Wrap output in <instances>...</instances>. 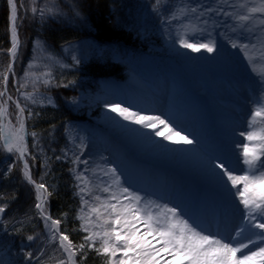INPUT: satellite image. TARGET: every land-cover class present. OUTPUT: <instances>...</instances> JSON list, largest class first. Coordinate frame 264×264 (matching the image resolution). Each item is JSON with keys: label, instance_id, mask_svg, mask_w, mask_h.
<instances>
[{"label": "rangeland", "instance_id": "1", "mask_svg": "<svg viewBox=\"0 0 264 264\" xmlns=\"http://www.w3.org/2000/svg\"><path fill=\"white\" fill-rule=\"evenodd\" d=\"M114 2L116 3L110 8L113 11L112 21L117 28L128 34L130 41L141 44L137 48L116 41L98 42L89 35L90 33H84L79 39L54 47L39 34L33 38L30 54L17 77L11 59H15L21 41L18 35L19 44L13 57L9 51L12 39L8 30V50L4 51V43L0 44V92L4 93L0 96V106L6 110L0 115V144L3 146L0 156L5 153L0 160V179L6 178L10 172L9 168L20 162L18 152H7L5 138H11L18 132L22 121V135L26 146L24 159L30 169L32 162V167H37L40 171L36 170L37 175L45 178L55 171L58 163L66 164V171L74 183L73 194L78 204L75 210L69 209L61 213L62 225L59 224L58 227H63L68 232L77 230L83 235L82 241L87 248L96 251V248L101 246L99 237L92 247L89 246L91 242H85V237L92 232H100V225L103 224V219H98L92 209H99L103 217L107 218L103 205L116 204L118 201L119 204L130 202L128 194L122 191L124 186L119 181L117 169L109 163L104 153H110L111 159L118 163L119 171L129 172L128 174L142 171L143 168L156 172L159 169L156 167H160L153 161H149L148 165L144 164L145 159L137 156L131 147L124 144V141H128L140 146L151 139H159L160 137H156L150 129H143L141 132L140 127H137L136 131H131L128 127L126 131L121 132L124 136V139H121L101 123L107 118L117 130L128 126V121L106 114V105L114 103L117 98L127 102L131 96L134 98L137 88L128 86L125 80H118V76L113 78L95 75L94 72L91 73V69H122L125 79L142 80L145 83L144 90L153 94L161 111L160 114L152 115L159 114L173 126L176 119L180 120L188 112V120L181 125L179 132L194 141L191 145L185 144L181 164L177 167L173 165V168L166 166L164 170H160L165 183L160 195L146 193L136 184L135 189L141 200L139 206L135 205L143 211H140L141 216L149 211L155 216L167 205L169 208H177L182 218L187 219L185 212L195 200V204L199 206L196 219L200 220L201 224L203 213L212 217L216 213L214 211H218L225 223L236 228L244 207L227 177L223 176L215 165L228 161L227 167L233 170V174L244 175L247 166L243 163V146L239 140L245 139L248 142L249 132L264 129V117H253L250 121L253 126L246 125L249 112L241 113L240 119H246L240 123L233 120L236 114L235 104L239 100H243L245 106L247 101L258 108L264 105V77L261 76L264 71V56L260 55L264 45V24L261 23L264 21V14L248 11L252 7H258L261 0H159L158 4L157 0ZM72 5L71 0H26L21 13L26 14L28 9L33 12L32 8H36L37 11L33 14L41 28L49 24H63L85 32L89 25L82 12ZM43 8H53L55 12L46 11L41 17L39 10ZM192 8L197 11L192 12ZM208 8L212 11H206ZM201 12H204L203 16L200 15ZM241 15H250L252 19L241 21ZM16 23L18 31V21ZM182 39L189 43H207L211 40L215 43L216 50L213 53L204 50L193 52L181 45ZM233 44L236 47H233ZM244 45H248L247 51ZM5 55L8 57L6 65ZM249 55L253 57L254 63L250 62ZM3 74L8 77L6 82ZM10 85L14 94L11 93ZM21 108L24 109L22 113ZM45 108L56 110L67 117L58 125L36 128V131L29 135L27 121L32 123L34 128V123L41 116V109ZM142 134L145 135L140 137ZM89 142H99L103 146L97 150L96 156L101 157L104 162L97 161L90 165L95 170L101 168L103 172L95 176V180L120 191L122 194L115 195L117 199H113V196L108 201L98 199L97 204L87 193L89 172L87 169L81 170L77 156L80 148ZM167 142H151L148 146L150 152L163 149ZM247 144H259V141H250ZM142 156L145 157L143 154ZM195 163L198 167L207 168V173L199 177L200 180L196 177L189 179V167H193ZM172 164H175V159H172ZM112 169L116 170L115 173ZM24 171H21L23 180L28 182ZM42 181L46 182L45 179ZM147 187L151 190L155 188L151 185ZM239 187L242 188V185ZM32 189L36 204L37 194L34 187ZM45 189L43 207L44 215H47L49 196L46 186ZM155 191L159 192V188H155ZM167 195L169 197L165 198ZM1 197L0 195V200ZM0 207H5V212L0 214V237L5 234L10 236L7 238L8 244H0V264H59L61 259L67 261V254L60 247L58 238L53 240L52 236L46 235L43 217L35 205L30 211L27 207L25 211L16 207L14 210L9 209L10 204H0ZM182 208L184 209L181 210ZM204 226L211 228L206 222ZM27 227H30L31 235L35 239L28 241L26 237L24 241L15 242L13 236L22 233ZM85 227L88 231L84 230ZM205 234L211 233L205 231ZM251 239L259 242L255 236H251ZM247 241L248 238L240 242ZM83 243L76 246L77 252H80L79 245ZM9 244L15 246L10 247ZM73 250L75 251V247ZM28 252L33 254L30 260L25 255ZM129 255L134 256L133 253ZM122 258V253L118 252L116 257L111 259ZM130 264H134V260L130 261Z\"/></svg>", "mask_w": 264, "mask_h": 264}, {"label": "snow or ice", "instance_id": "2", "mask_svg": "<svg viewBox=\"0 0 264 264\" xmlns=\"http://www.w3.org/2000/svg\"><path fill=\"white\" fill-rule=\"evenodd\" d=\"M7 2L10 6L12 37V47L9 51L15 57L19 44L16 23L18 18L17 3L15 0H7ZM158 3L159 0H157ZM32 11L35 13L37 9L32 8ZM39 11L41 17H43L46 11L54 13L55 9L43 8ZM191 11L196 12L197 9L192 8ZM206 11L210 12L212 9L208 8ZM248 11L249 13L264 14V0H261L258 7H252ZM200 15L203 16L204 12H201ZM239 19L241 21H249L252 17L250 15H241ZM261 23L264 24V21H261ZM180 43L184 48L191 49L193 52L204 50L208 53H213L216 50V45L211 40L207 43H189L187 40L182 39ZM233 47H236V45L233 44ZM243 47L247 51L248 45ZM260 55L264 56V45L261 47ZM248 58L250 62H255L251 55ZM73 59L75 60L76 58L73 57ZM261 76L264 77V71L261 72ZM3 79L5 82L7 81L8 77L6 74H3ZM3 95L4 93L0 92V96ZM106 108L124 121L139 125L144 129H150L156 137H161L165 141L177 144H192L194 142L188 136L182 135L181 132L177 131L160 115H145L140 111H132L130 107H124L120 103L107 104ZM5 111L0 106V115L4 114ZM23 111L24 109L21 108L20 112L22 113ZM253 117H264V105L256 109ZM23 131L24 125L21 121L19 131L14 133L11 138H5L7 152L12 153L15 151L20 154V157L24 156L26 149L23 144L24 137L21 135ZM247 139L249 141L258 140L259 144H245L243 146V163L247 166V172L244 175L233 174V170L226 167L223 162L215 165L216 168L221 170L222 175L227 177V181L235 189L236 194L240 198V203L247 212L246 223L242 224L240 230L236 233L237 236L249 233L247 243L239 242L234 246L233 243L225 242L223 238H217L216 235L205 234V230L201 226L189 223V220L182 218L177 208H169L167 205H164L163 210L155 216L149 211L142 217L139 215L141 210L134 206L140 202L141 197L129 193L128 188L122 189L124 193L128 194L130 201L128 204H119L118 201L116 204L102 206L107 212V218L103 217L99 209H92L97 214L98 219H103V224L100 225L101 231L92 232L86 236L85 242H91L89 246L92 247L96 238L99 237L101 246L96 248V251L98 253L102 251L107 254L110 258L109 264H130V261L133 260L134 264H159L156 258L161 257L162 259V253L172 257L171 260H166L165 264H174L177 257H180L179 264H264V159H262L264 157V129L258 132H249ZM27 168L28 165L25 162L24 175L29 183L35 185L37 192L36 200L38 202L35 204V208L43 215L45 185L36 183ZM10 170L11 167L9 168ZM111 171L115 173L116 170L112 169ZM257 172L259 173L258 175L256 174ZM239 185H242V188ZM81 190L83 191V189ZM105 190L107 191V189ZM113 199H117V197L114 195ZM4 212L5 207H0V214ZM257 217L261 219L258 220ZM50 219L51 217L45 216V226L51 231L57 228L60 221L52 220L51 225H48L47 221ZM81 219H84V217H81ZM139 221H142L147 228V231L143 234L136 227V223ZM253 229H258L259 231H253ZM84 230L88 231V228L85 227ZM148 236H153V239L158 237L157 243L162 241V246L157 248L152 243V240L148 239ZM251 236L257 237L259 243L252 240ZM51 238L55 240V234ZM34 239L35 237L32 235L27 236L28 241H33ZM59 242L63 252L67 254V261L61 259L59 264H76L74 259L76 252L73 250L75 246L68 236L61 234ZM250 245L252 246L251 248L249 247ZM84 247V244L79 245L80 250H83ZM118 252L122 253L123 258L111 259L116 257ZM130 253H133L134 256H130ZM25 255L30 260L33 254L28 252Z\"/></svg>", "mask_w": 264, "mask_h": 264}, {"label": "trees", "instance_id": "3", "mask_svg": "<svg viewBox=\"0 0 264 264\" xmlns=\"http://www.w3.org/2000/svg\"><path fill=\"white\" fill-rule=\"evenodd\" d=\"M69 1V0H68ZM73 5L78 11L82 12L84 20L88 23L89 28L85 32L80 31L71 26L63 24H49L44 25L43 28L39 26L37 19L34 17L33 12H30L29 9L27 13L22 14V6L26 4V0H15L17 3L18 10V35L21 41V46L15 57L14 61V74L19 77L23 65L27 60L30 54L31 42L36 35H42L43 39L54 47H60L65 43L79 39L84 33H90L89 35L102 43H107L109 41H116L118 43H123L127 46L138 47L141 44L134 43L130 41V37L125 33L121 28H117L112 21L113 11L110 9L116 2L115 0H71ZM111 20V21H110ZM3 27V28H2ZM9 30V8L7 0H0V44L4 43L2 49L7 51L9 48V42H7V34ZM144 47V46H143ZM142 48V47H140ZM147 47H145L146 49ZM164 54V53H162ZM8 63L7 55L4 56V65ZM100 76H118V78L123 79V70H114L110 71L107 68H95L91 69V73ZM112 74V75H111ZM11 83V81H10ZM11 93L13 89L11 85L9 86ZM67 116L62 115L56 110L52 109H41V116L34 123V128L32 123L27 121L28 134L31 135L33 131L37 129H43L51 124L58 125L60 124ZM29 141H31L29 139ZM2 144H0V149ZM5 156V153H2L0 160ZM8 176L6 178L0 179V195L2 200L0 204H10L9 209L16 207L19 210H24L29 208L30 211L35 205V193L31 185L23 180L20 167V163L16 162ZM39 165V163H38ZM31 174L32 178L37 183H43L48 191V214L53 220H59L61 213L68 211L69 209L75 210V207L78 204V201L73 194L75 189L74 183L69 178L67 173L66 164H57L55 171H52L51 174L47 175L45 178H40L37 173L40 172L38 168L32 167L31 162ZM40 166V165H39ZM41 167V166H40ZM38 172H37V171ZM45 179V181H42ZM61 224V221H60ZM62 225V224H61ZM60 227V226H59ZM73 229V227L70 226ZM39 232L40 228H38ZM63 235H67L69 240L75 246V260L77 264H109V257L107 254L98 253L95 250L87 248L85 243L82 241L83 235L76 232H68L63 227L60 228ZM74 230V229H73ZM30 227L23 229L21 232L15 236V242L24 241L26 237L31 235ZM23 236V237H21ZM9 234H5L4 239L8 240ZM83 243L85 245L83 250L77 252L76 246Z\"/></svg>", "mask_w": 264, "mask_h": 264}, {"label": "bare ground", "instance_id": "4", "mask_svg": "<svg viewBox=\"0 0 264 264\" xmlns=\"http://www.w3.org/2000/svg\"><path fill=\"white\" fill-rule=\"evenodd\" d=\"M130 81H134V82L138 83L137 78H130ZM117 99H114V101H115L114 103H120L122 106L124 105V106L130 107L132 111L138 110L135 102H133L131 100H128L127 102H125V101H120V100H117ZM156 112H158V111H156ZM244 112H247V109L246 108L244 109ZM106 114H109L110 116L114 115L113 117L114 118H117V119H122V118L118 117L115 113L109 112L108 110L106 111ZM188 117L189 116H188V112H187V113H185V115L182 116V118L180 120H178V119L175 120V122L173 123V127L176 130L180 131L181 130V125L183 123H186V121L188 120ZM247 121H248V118H247ZM104 122L109 123L110 125H108V124H106ZM101 123L105 127H107L113 134L119 136L121 139H124L123 138L124 136L121 134V132L123 130L126 131V129H128V127L130 128L131 131H136V128L137 127H140L142 129V130H140L141 132H143V129H144V128H142L139 125H135V124L129 123L128 126H125V127L122 126L121 128H119V130H117L115 127H113L111 125V123L107 120V118H104L103 119V122H101ZM196 126H198V125H196ZM146 133H147V131H146ZM21 135H22V133H21ZM143 135H145V134L140 135V137H142ZM148 135H149V133H148ZM159 141H163V139L161 137L159 139H156V140L151 139L150 142H147V143H145L143 145L141 144L140 146H138L136 144H133L131 142H130L131 143L130 144L128 141H124V144L127 147H131L134 150V153L137 156L142 157V158L145 159L144 164L148 165V162L149 161H153L154 163H156V165H160V167H156V168H159L156 171L157 173L155 171H153L152 169H150V168H147V169L146 168L145 169L143 168L142 171L139 169L140 171H138V172H133L132 171L133 173L130 172V174H128L129 172L128 173H125L123 171L121 172V171H119V165H118V163L115 160H112L111 159V154L110 153L109 154L104 153V154H106V156H107L106 159L109 161V163L114 168L117 169L119 181L121 182V184L124 186V188H128V190L131 191L132 194L137 195V192H136V189L135 188H137L136 187V184H138V187L140 188V190H144V191H146V193L147 192L148 193L149 192H152L151 194H153V195L154 194L155 195H157V194L160 195L161 194V188L165 184L164 181L162 180V177H164L163 176V173L160 170H164L166 166H172V168H173V165H174V167H177L178 164H181L180 163L182 161L181 156H182L183 150L186 148V145L185 144H181V143H179V144H177V143H171V142L168 141L166 143V146L163 149H160L158 151L156 150L154 152H150V148L148 147L149 144L151 142L152 143H156V142H159ZM248 142H250V141H248ZM248 142L245 139H240L239 140V143L242 146H244ZM23 144H24V142H23ZM101 145L102 144L99 143V142H97V143L89 142L87 144H84L80 148V150L78 152V156H77L78 165L80 166L81 170L87 169L88 172H89L88 173V175H89L88 188L89 189H88L87 193L92 198V200L97 201V204H98V199L97 198H99V199H105L106 201H108V200H110L112 198V196L118 195V194H122L117 189L115 190V188L113 189L110 186L109 187H106V186L100 184L97 180H95V176L101 175L103 172H101V170H100L101 168L100 169L97 168L95 170L90 165L91 164H94V162H97V161L104 162L101 157L96 156V154L98 153L97 150L102 149V147H103ZM25 149H26V146H25ZM142 154L145 155V157H143ZM172 159H175V164H172ZM110 160H111V162H110ZM197 165L198 164L195 163L193 167H189L188 172L191 173L190 176H189V179H192V177H196V178H198V180H200L199 177H201V176H203L204 174L207 173V168H204L203 166L198 167ZM149 185L154 186L155 188H159V192H156L155 191V188H153L154 191L151 190V189H149L147 187ZM105 189H107V191ZM229 191H232V189H229ZM234 192H236V191H234ZM122 204H128V201H124V203H122ZM136 205L139 206V204H136ZM136 205H135V207H136ZM233 209H235V207H233ZM141 212H143V211L141 210ZM141 212L139 213L140 216H141ZM238 219H240V218H238ZM232 221H233V219H232ZM206 222H208L207 219H206ZM47 224L48 225H51V221L48 220L47 221ZM45 225H46V221H45V217H43V228H44V231H45L46 235L49 236V237L50 236H53L54 230H51L50 231V229L48 227H46ZM136 227L140 229V233L141 234H143L144 232L147 231L146 225L142 221L137 222L136 223ZM204 230L206 232H209V230L207 228H205ZM229 237H230V233L229 232H226L224 235L219 236V238H223L225 241H227L229 239ZM148 239L149 240H152V243L155 244V246L157 248H160L162 246V241L160 243H157V240L159 239L158 237L156 239H153V236H148ZM131 255H132V253H131ZM161 256L163 257L162 259H161V257H157L156 258L159 261V264H165V261L166 260H171L172 259V257L168 256L165 253H162ZM179 260H180V258H176V261L174 262V264H179Z\"/></svg>", "mask_w": 264, "mask_h": 264}, {"label": "water", "instance_id": "5", "mask_svg": "<svg viewBox=\"0 0 264 264\" xmlns=\"http://www.w3.org/2000/svg\"><path fill=\"white\" fill-rule=\"evenodd\" d=\"M10 7V6H9ZM11 23V22H10ZM56 232H58L57 230H55Z\"/></svg>", "mask_w": 264, "mask_h": 264}]
</instances>
